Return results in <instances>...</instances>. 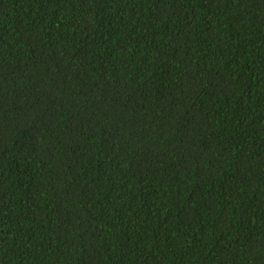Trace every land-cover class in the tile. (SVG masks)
<instances>
[{"label":"trees","instance_id":"obj_1","mask_svg":"<svg viewBox=\"0 0 264 264\" xmlns=\"http://www.w3.org/2000/svg\"><path fill=\"white\" fill-rule=\"evenodd\" d=\"M0 264H264V0H0Z\"/></svg>","mask_w":264,"mask_h":264}]
</instances>
